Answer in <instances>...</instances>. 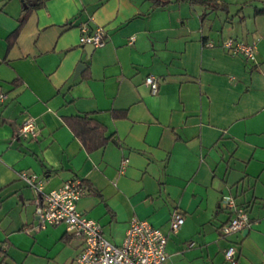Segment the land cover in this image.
I'll list each match as a JSON object with an SVG mask.
<instances>
[{
	"label": "crops",
	"instance_id": "0c3cea01",
	"mask_svg": "<svg viewBox=\"0 0 264 264\" xmlns=\"http://www.w3.org/2000/svg\"><path fill=\"white\" fill-rule=\"evenodd\" d=\"M209 1L219 8L0 0V264H74L82 247L64 223L39 225L41 193L20 170L45 191L82 178L77 208L113 242L133 216L147 219L167 233L166 264H264V0ZM83 24L104 28L105 44L80 43ZM229 37L254 43L255 59L228 51ZM77 115L102 122L106 144L87 150ZM27 116L35 138L18 134ZM226 196L250 224L223 234Z\"/></svg>",
	"mask_w": 264,
	"mask_h": 264
},
{
	"label": "built area",
	"instance_id": "2783aa9c",
	"mask_svg": "<svg viewBox=\"0 0 264 264\" xmlns=\"http://www.w3.org/2000/svg\"><path fill=\"white\" fill-rule=\"evenodd\" d=\"M79 42L102 46L106 42V31L97 27L89 31L81 25ZM132 38V37H131ZM131 40V39H130ZM223 46L231 53H241L254 60L256 46L254 43L227 38ZM159 77L147 73L144 82L152 93L158 89ZM0 93V98H4ZM18 134L25 138H35L38 127L33 118L27 116L18 128ZM124 159L123 162H126ZM19 176L28 185L41 193L42 202L38 208L39 225L64 223L68 232L81 238L82 247L74 259V264H166L167 233L154 226L147 219L133 216L120 243L107 238L101 224L93 217L87 216L77 208V200L87 191V187L80 177H71L57 187L43 190L42 178L36 173L25 170L19 171ZM224 206L231 211L228 220L221 226V232L228 234L241 230L250 224L248 210L236 203L233 196H226ZM184 220L183 214L174 210L169 219V229L176 231ZM194 242L190 241L189 245ZM225 258L235 260V247L229 245L225 249Z\"/></svg>",
	"mask_w": 264,
	"mask_h": 264
},
{
	"label": "trees",
	"instance_id": "16d2710c",
	"mask_svg": "<svg viewBox=\"0 0 264 264\" xmlns=\"http://www.w3.org/2000/svg\"><path fill=\"white\" fill-rule=\"evenodd\" d=\"M157 5L165 4L170 0H154ZM191 3L204 4L213 9L219 8V5L209 0H189ZM264 12V10H263ZM23 24V19L20 20L19 25L13 34L16 33ZM71 128L75 135L79 137L87 150H92L103 146L109 139L105 134V126L98 119L88 115H77L75 120L71 123ZM83 180V179H82ZM84 181V180H83Z\"/></svg>",
	"mask_w": 264,
	"mask_h": 264
},
{
	"label": "water",
	"instance_id": "95a60500",
	"mask_svg": "<svg viewBox=\"0 0 264 264\" xmlns=\"http://www.w3.org/2000/svg\"><path fill=\"white\" fill-rule=\"evenodd\" d=\"M92 48L94 47L92 44H89ZM83 63H79L77 67L81 66Z\"/></svg>",
	"mask_w": 264,
	"mask_h": 264
}]
</instances>
